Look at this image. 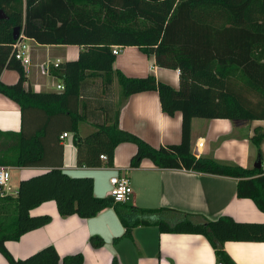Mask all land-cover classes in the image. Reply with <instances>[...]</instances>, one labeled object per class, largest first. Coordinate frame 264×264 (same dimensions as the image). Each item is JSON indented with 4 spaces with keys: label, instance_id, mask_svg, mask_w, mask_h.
Returning <instances> with one entry per match:
<instances>
[{
    "label": "trees",
    "instance_id": "trees-1",
    "mask_svg": "<svg viewBox=\"0 0 264 264\" xmlns=\"http://www.w3.org/2000/svg\"><path fill=\"white\" fill-rule=\"evenodd\" d=\"M0 76L4 70L16 71L19 80L7 86L0 82V94L23 104L30 100L52 103L58 112L69 111L78 101L80 87L88 76H101L105 89L116 78L120 102L134 94L157 92L162 112L182 115V138L178 145L152 148L137 136L119 128L118 112L109 122L95 126V132L78 135L73 117L71 132L77 165L88 168L113 167L114 150L120 143H133L136 154L130 162L137 168L149 159L160 169H184L236 180L238 199L253 201L264 213V171L191 154V121L226 119L264 121V0H0ZM20 29L21 40L40 45L79 46L78 59L58 64L52 74L64 85L62 94H36L25 90L22 64L15 59L13 30ZM114 47H136L153 57L155 65L179 72V89L159 82L153 75L129 78L113 70ZM3 135H7L2 133ZM45 132L32 141L21 142L15 156L4 154L0 166L42 167ZM264 132L256 130L251 138L257 150ZM259 158L260 152L258 153ZM105 156L106 161L100 160ZM58 166L47 173L21 181L15 197L0 190V254L8 264H82L81 255L60 260L54 249H43L34 256L16 260L5 247L31 230L43 227L48 217L33 218L29 211L53 200L59 215H78L86 219L106 208H113L123 226L122 238H131L133 229L153 226L160 233L202 235L221 264H234L223 252V243L263 242L264 224L239 223L230 217L217 221H196V216L177 214L166 208L142 209L116 204L110 198L93 197L90 178H70ZM175 214L174 218H166ZM120 238L114 239V242ZM91 245L103 241L92 238ZM112 264H118L116 260Z\"/></svg>",
    "mask_w": 264,
    "mask_h": 264
},
{
    "label": "crops",
    "instance_id": "crops-1",
    "mask_svg": "<svg viewBox=\"0 0 264 264\" xmlns=\"http://www.w3.org/2000/svg\"><path fill=\"white\" fill-rule=\"evenodd\" d=\"M25 44L29 47V63L23 65V88L36 94H62L63 82L52 74V68L76 61L83 48L40 45L29 39ZM117 49L114 71L129 78L153 75L159 82L179 89L178 71L157 67L153 57L136 47ZM18 80V73L12 70H4L0 76V82L7 86L15 85ZM120 94L116 78L111 89H105L101 76L87 75L81 83L78 101L70 102L73 115H69V111L59 113L58 106L52 103L30 100L23 104L22 110L18 103L0 94V159L4 154L15 156L23 140L30 142L45 132V163L42 167L0 166L9 172L3 194L15 197L21 181L47 173L62 159L59 170L70 178H90L95 198H110V178L125 175L133 190L128 205L142 209H171L177 214L194 215L197 222L230 217L239 223L264 224V213L253 201L237 198L236 180L184 169H160L149 159H143L137 168H131V159L137 151L133 143L116 146L111 168L78 166L70 130L73 117L79 115L82 118L77 123L80 137L94 133L96 125L109 122L118 112L119 128L152 148L180 144L182 115L180 112L173 117L165 115L157 92L134 94L121 102ZM256 130L264 132V121L194 118L191 121V154L245 169L253 168L260 160L264 171V139L259 150L251 141ZM64 134L67 136L63 137ZM174 215L167 214L166 218L177 216ZM29 216L48 217L50 221L24 233L18 241L5 243L16 260L24 261L51 247L60 260L81 255L82 264H112L114 260L118 264H221L202 235L160 233L156 227L142 226L133 229L131 238H122L124 229L113 208L86 219L75 214L61 217L55 201L49 200L31 209ZM92 238L101 239L103 245L93 247ZM116 238L120 240L114 242ZM223 252L234 264H264L263 242L226 241ZM0 264H8L1 254Z\"/></svg>",
    "mask_w": 264,
    "mask_h": 264
},
{
    "label": "built area",
    "instance_id": "built-area-1",
    "mask_svg": "<svg viewBox=\"0 0 264 264\" xmlns=\"http://www.w3.org/2000/svg\"><path fill=\"white\" fill-rule=\"evenodd\" d=\"M20 39L13 45V54L16 60H18L22 66L29 63V47L25 44V40ZM119 50L117 47L112 48V54L117 56ZM58 89H62L58 87ZM67 134H64L63 137H66ZM202 144H199L201 146ZM100 160L105 162L106 157L100 156ZM9 180V172L7 168L0 167V188L3 190L7 187ZM110 183V192L109 197L113 203L118 204H128L131 202L133 197V190L131 187L130 180L125 175H119L111 177L109 180Z\"/></svg>",
    "mask_w": 264,
    "mask_h": 264
},
{
    "label": "water",
    "instance_id": "water-1",
    "mask_svg": "<svg viewBox=\"0 0 264 264\" xmlns=\"http://www.w3.org/2000/svg\"><path fill=\"white\" fill-rule=\"evenodd\" d=\"M1 19H6V16L3 14L2 11H0V20ZM19 37H20V29L19 28H15L13 30V39L15 41H17ZM195 155H197V154H195ZM253 168H256V169L261 168L260 160L254 164ZM0 190H1V188H0Z\"/></svg>",
    "mask_w": 264,
    "mask_h": 264
}]
</instances>
